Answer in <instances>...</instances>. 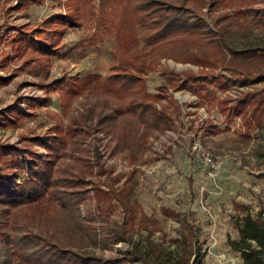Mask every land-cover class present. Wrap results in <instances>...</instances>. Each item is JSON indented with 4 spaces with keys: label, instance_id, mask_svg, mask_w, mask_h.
Masks as SVG:
<instances>
[{
    "label": "trees",
    "instance_id": "obj_1",
    "mask_svg": "<svg viewBox=\"0 0 264 264\" xmlns=\"http://www.w3.org/2000/svg\"><path fill=\"white\" fill-rule=\"evenodd\" d=\"M46 1L17 0L9 11L21 12V18H28L32 6H42ZM244 2L247 5L250 0H99L98 4L95 0H66L65 14L56 12L38 23L11 27L13 34L9 33L12 37L6 39V45L19 58L29 51L28 56H24L23 66L34 77L48 76V63L60 53L63 38L71 29L83 28L87 32L85 46H101L111 38L115 39L116 46L108 73L104 77L91 74L79 78L74 96L105 99L104 106H91L90 116L82 114L83 123L77 121L72 129L62 132L65 140L56 132L54 137L49 136L54 144L43 142L42 137L34 138L47 147L49 157L47 153L34 152L27 147L0 143V246L1 251L5 249L0 264H206L205 253L196 241L197 229L191 214L162 209L165 215L178 219L188 230L187 234L182 232L180 238L172 240L175 249L165 247L163 242L148 241L141 245L133 240L137 231L153 234L149 230L150 219L131 185L137 170L133 168L121 188L114 187L122 180L120 177L111 185L100 184L98 178L112 175L115 169L106 172L100 145L87 151L81 136L87 132H103L110 139L107 146L111 148V156L119 152L125 154L131 164L142 162L149 148L150 135L175 129L181 115L177 100L163 95L161 87L156 93L149 91L146 79L162 60L215 67L218 60L229 56L227 63L231 64L227 69L239 74L255 72L257 77L252 84L264 83V46L248 39L246 43L242 40L236 43L229 35L233 26L239 33L247 29V23L240 18L245 16L243 12L259 14L252 5L243 8ZM224 5L234 10L233 16H220L214 21L205 17L206 10L212 14ZM255 27L264 29V19L256 20ZM3 61L5 63V59ZM165 74L160 73L161 76ZM173 77L177 75L171 73L169 81H173ZM202 80L187 77L188 83H194L188 88L213 106L214 95L198 85ZM63 81L65 79L57 80L54 85ZM238 82L243 88L251 85L242 79ZM185 86L187 84L183 83L180 88ZM164 101L167 103L159 107L158 103ZM228 102H217L227 119L231 121L242 116L248 131L253 129L252 119L255 126L264 128V90L239 98L236 106L228 107ZM23 105L28 107L29 103L23 101L20 106L0 112V119L15 122L14 119L21 116ZM87 123L91 124L84 125ZM81 125L84 131H79ZM101 140L97 139V143ZM68 144L73 146L69 156L63 153ZM79 153L89 156H79ZM54 154L55 159H52ZM62 158L73 161L68 166L70 169L57 168V161ZM91 201L95 203V211L86 215L82 208H90ZM117 206L121 207V218L112 221ZM238 207L242 209L241 205ZM17 224L25 232L22 235H16L21 231ZM235 227L238 239H230L228 244L240 255L242 264H264L262 213L241 217ZM121 243L129 247L115 249L116 254L110 258L91 250L99 247L110 251Z\"/></svg>",
    "mask_w": 264,
    "mask_h": 264
},
{
    "label": "rangeland",
    "instance_id": "obj_2",
    "mask_svg": "<svg viewBox=\"0 0 264 264\" xmlns=\"http://www.w3.org/2000/svg\"><path fill=\"white\" fill-rule=\"evenodd\" d=\"M56 1L47 0L42 6H32L28 11V19L21 18V12L9 11L16 5L17 0H0V37H3L0 41V77L3 78L0 79V112H7V109L16 105L20 106L23 101L29 103L28 107L22 106L21 116L14 119L15 122H9L6 118L0 119V143L47 153L46 157H49V154L43 142L54 144L49 136L54 137L55 132L58 135L61 133L65 140L66 136L64 137L62 132L72 129L77 121L83 123L82 114L90 116L91 106H104L105 99L90 98L91 96L86 98V95L74 96L78 91L76 87L79 85V78L93 74L98 63H109V67L111 66L112 53L116 46V41L112 38L107 39L101 46H85L87 32L83 28L71 29L63 38L60 53L48 63V76L40 74L39 77H34L23 66L29 51L23 53L25 57L19 58L5 41L12 37L9 33L13 34V25L38 23L56 12L65 14L66 0L61 3ZM95 2L98 4L99 0ZM241 5L243 8L252 5L259 14L243 12L245 16L240 18L242 22L247 23L248 30L239 33L237 27L233 26L229 30L230 39L232 36L236 43L241 40L246 43L248 39L264 46V29L255 27L256 20L264 19V0H250L249 4L244 2ZM208 12L205 11V17L214 21L220 16H233L234 10L227 9L224 5L215 9L212 14ZM228 58L229 56L222 57L215 67L178 63L173 59L162 60L157 70L149 73L146 79L149 91L156 93L161 87L160 92L163 95L172 96L177 100L181 115L175 123V129L150 135L149 148L144 153L142 162L131 164L125 154L119 152L111 156V148L107 146L111 142L103 132H87V135L81 136L79 131L85 130L82 125V130L78 131L87 145V151L92 150L96 144L100 145L102 164L106 172L115 169L112 175L109 173L99 177L100 184L111 185L120 177L122 180L114 187L121 188L123 181L131 175L133 168H136L135 179L131 185L145 215L150 219L148 225L153 234L137 231L133 240L141 245L147 244L148 241L163 242L165 247L175 249L176 244L172 243V240L180 238L182 232L187 234L188 230L184 229L178 219L165 215L162 209L175 210L188 216L191 214L197 229L196 241L205 253L206 264H242L240 255L228 244L230 239H238L235 223L247 214L255 217L262 213L264 216V128L255 126V121L250 119L253 129L248 131L242 116L234 117L230 121L217 105L218 100H228V107L236 106L239 98L261 93L264 83L252 84L256 81L255 72L239 74L233 69H227L231 64L227 63ZM107 73L108 71L98 75L104 77ZM160 73L167 74L161 76ZM171 73L177 75L173 77V81L168 79ZM189 76L203 79L198 85H203L214 95L213 106L207 99L189 90V85H194L193 81L188 83ZM64 79L61 84L54 85L57 80ZM240 79L251 85L241 89L242 84L239 86L238 82ZM183 83L187 84L186 88H180ZM61 92H64V95ZM36 98L39 99L30 101ZM166 103L167 101L158 104L161 107ZM112 105L115 106V103ZM27 111L30 114H27ZM92 124L96 125V121ZM36 137L45 140L38 142L34 139ZM97 139L102 140L97 143ZM195 145L210 151L219 159L222 165L216 172L210 173L201 167L198 155L193 150ZM72 150L73 146L68 144L63 153L69 156L73 153ZM78 155L89 156L88 153ZM51 157L55 159V154ZM57 162L55 163L58 169H70L68 166L73 164L68 158ZM238 205H241L242 209ZM90 208L83 207V213L88 215L95 211L94 202ZM121 212V207L117 206L112 221H120ZM17 226H20L21 231L16 232V235L25 233L20 224ZM25 227L27 229V226ZM10 234L12 235L11 232ZM128 247L129 245L121 243L110 251L99 247H93L91 250L110 258L116 254L115 249ZM4 254L5 249L3 247L1 251L0 246L2 259Z\"/></svg>",
    "mask_w": 264,
    "mask_h": 264
},
{
    "label": "built area",
    "instance_id": "obj_3",
    "mask_svg": "<svg viewBox=\"0 0 264 264\" xmlns=\"http://www.w3.org/2000/svg\"><path fill=\"white\" fill-rule=\"evenodd\" d=\"M242 88L243 87H241V89ZM193 150L196 151L198 155L201 167L208 170L210 173L216 172L221 167L222 163L219 161V159H216L210 153V151L200 148L196 145L193 146Z\"/></svg>",
    "mask_w": 264,
    "mask_h": 264
},
{
    "label": "crops",
    "instance_id": "obj_4",
    "mask_svg": "<svg viewBox=\"0 0 264 264\" xmlns=\"http://www.w3.org/2000/svg\"><path fill=\"white\" fill-rule=\"evenodd\" d=\"M109 70V63H98L96 66V70L93 72V74H104Z\"/></svg>",
    "mask_w": 264,
    "mask_h": 264
}]
</instances>
